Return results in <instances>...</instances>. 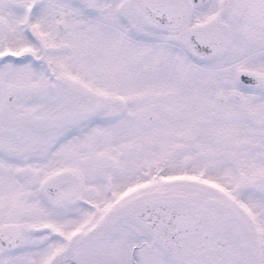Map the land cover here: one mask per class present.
<instances>
[{
  "label": "snow or ice",
  "instance_id": "obj_1",
  "mask_svg": "<svg viewBox=\"0 0 264 264\" xmlns=\"http://www.w3.org/2000/svg\"><path fill=\"white\" fill-rule=\"evenodd\" d=\"M0 264H264V0H0Z\"/></svg>",
  "mask_w": 264,
  "mask_h": 264
}]
</instances>
